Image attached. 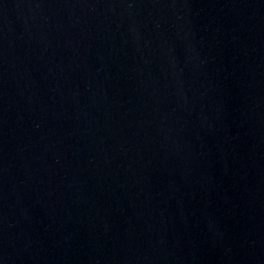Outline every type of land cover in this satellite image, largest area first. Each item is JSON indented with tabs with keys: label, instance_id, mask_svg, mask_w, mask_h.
Wrapping results in <instances>:
<instances>
[{
	"label": "water",
	"instance_id": "1",
	"mask_svg": "<svg viewBox=\"0 0 264 264\" xmlns=\"http://www.w3.org/2000/svg\"><path fill=\"white\" fill-rule=\"evenodd\" d=\"M0 264H264V0H0Z\"/></svg>",
	"mask_w": 264,
	"mask_h": 264
}]
</instances>
